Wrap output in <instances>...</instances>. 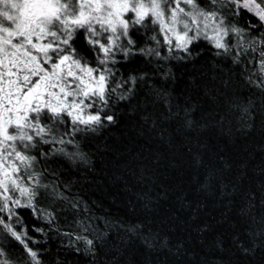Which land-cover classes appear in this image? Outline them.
<instances>
[{
  "label": "snow or ice",
  "instance_id": "obj_1",
  "mask_svg": "<svg viewBox=\"0 0 264 264\" xmlns=\"http://www.w3.org/2000/svg\"><path fill=\"white\" fill-rule=\"evenodd\" d=\"M0 4V234L11 237L20 253L16 256V249L0 244V264H42L41 253L30 246L37 241L19 210H31L49 226L57 213L41 208V200H48L49 206L59 202L78 215L80 202L45 182L47 162L59 156L83 159L67 146L78 149L77 136L115 123L112 108L130 101L148 83L147 71L125 76L118 65L140 56L163 69L167 81L174 79L170 62L194 60L200 55L194 46L205 42L215 57L240 67L245 82L259 93L241 107L243 126L251 128L249 121L256 115L264 120V0H0ZM244 13L255 22L241 24ZM228 83L220 81L221 87ZM151 95L172 111L167 90L155 89ZM185 122L192 126V121ZM194 163L201 162L194 158ZM217 183L216 171L210 170L204 185ZM227 188L224 184L221 190ZM260 203L264 206V201ZM241 214L252 221L253 246L256 238L264 243V214H257L253 199ZM77 226L90 231L83 220ZM143 227L130 225L126 231L139 236L150 251L168 246L166 239L144 234ZM32 231L43 233L44 228L33 226ZM63 235L72 243L83 242L86 254L97 255L94 239L73 232Z\"/></svg>",
  "mask_w": 264,
  "mask_h": 264
},
{
  "label": "rangeland",
  "instance_id": "obj_2",
  "mask_svg": "<svg viewBox=\"0 0 264 264\" xmlns=\"http://www.w3.org/2000/svg\"><path fill=\"white\" fill-rule=\"evenodd\" d=\"M240 23L245 24L243 14ZM80 46L84 48L82 40ZM194 51L200 55L192 61L170 62L174 79L167 81L162 78L163 69L157 70L140 56L118 65L125 76L147 71L149 77L148 83L138 88L130 101L112 108V113H118L119 117L121 111L129 113L123 125L116 116L112 125L116 138L111 150L115 151L116 158L104 159L102 150L108 145L96 141L101 131H107L102 139L108 137L112 127L105 123L94 133L77 136L78 149L67 146L68 151L81 153L83 159L59 156L47 162L49 174L45 182H53L60 191H66L64 194L71 200L70 195L75 193L76 198L83 195L94 198L95 194L107 198L110 186L102 177L108 170L112 176H118L120 201L96 208L103 206L96 205L98 199L83 198L80 211L74 216L64 206H58L59 202L49 206L48 200H41V208L58 210L51 226L29 209L27 218L21 214L29 235L37 241L30 246L41 253L42 264H66L62 256L66 251L81 254L92 264H264V243L256 238L257 246H253L249 236L252 221L241 214L249 199L255 201L257 214H264L260 203L264 201V120L256 115L254 121H249L252 127L247 128L240 119L241 107L250 96H259V93L245 82L240 67H233L230 60L215 57V50L207 43L200 42L194 46ZM221 80L229 82L226 88L219 85ZM155 89L167 90L172 100L171 112L162 103L155 102L151 95ZM186 120L192 121L191 127L202 139L203 144L198 149L182 136H187L191 128ZM142 142L148 146L143 148ZM208 151L221 164L216 165L220 186L216 184L209 191L204 185L205 178H201L205 171H210L204 155ZM194 158L205 163L209 170L201 167V163H194ZM192 164L198 171L196 176H193ZM98 177L101 181L95 185L94 179ZM224 181L228 185L226 192L221 190ZM106 210L110 215L112 210L121 213V218L117 215L112 218L116 220L119 236L113 232L110 237L112 233L102 229L107 226L102 216ZM80 220L90 231L83 232L77 226ZM138 224L144 226V234L166 239L168 246L150 251L139 236L126 231L128 226ZM33 226L44 228V232L32 231ZM64 232L83 234L99 242L97 255L86 254L83 242H70ZM4 236L6 234H0V244L9 250L16 249L14 255L18 256L19 245ZM245 248L250 251L245 252ZM114 252L119 254L116 261L112 260ZM161 255L165 257L158 261Z\"/></svg>",
  "mask_w": 264,
  "mask_h": 264
},
{
  "label": "trees",
  "instance_id": "obj_3",
  "mask_svg": "<svg viewBox=\"0 0 264 264\" xmlns=\"http://www.w3.org/2000/svg\"><path fill=\"white\" fill-rule=\"evenodd\" d=\"M243 16H244V22L246 23V21L247 20H252V22H255V19L253 18V17H251V16H249V15H247L246 13H244L243 14ZM221 61V60H220ZM222 62V61H221ZM220 63V62H219ZM198 69V68H197ZM173 70V69H172ZM218 81L220 80V76L218 75ZM203 81H204V79H203ZM210 81H211V79H210ZM204 83H207V81L205 80V82ZM213 85V84H212ZM219 85H221V84H219ZM209 85H207V87H208ZM224 88V87H223ZM226 88V87H225ZM220 97V96H219ZM219 109V108H218ZM122 112V115L119 117V114L117 113V115L115 114V116H116V119L119 121V122H121L122 124L121 125H123L124 124V122H125V119L127 118V115L129 114V113H127V112H125V111H121ZM121 112H120V114H121ZM132 114V113H131ZM222 123H224V121H221ZM109 125V124H108ZM113 124H111L109 127L111 128V130H110V132H108L107 133V138L105 137L104 139H102V137H104V134L107 132V131H101V134H100V136H98L97 138H96V141L99 143V144H101V143H105V145H108V148L107 149H104V147H103V150H102V154H103V158L105 159H108V161H110V160H112V158H116V153H115V151H113V149L111 150V148H113V147H115V142H114V138H116V137H114V131H113V126H112ZM119 133H122V131H119ZM182 133V132H181ZM86 136H89L88 134H86ZM178 136V135H177ZM183 136V138L185 139V140H187V142L189 141L192 145H194L193 147H195V145H197L196 146V148L198 149V148H200V145L201 144H203V142H202V139L201 138H199V136L197 135V133L195 132V129L194 128H190V129H188V134H187V136L185 135V134H183L182 135ZM88 137H86V139H87ZM184 139H182L181 138V141H183ZM87 140H89V139H87ZM95 141V142H96ZM92 142L94 143V145H95V142H94V138L92 139ZM138 142V141H137ZM184 142V141H183ZM185 143V142H184ZM111 144H113L112 146H111ZM186 144V143H185ZM104 145V146H105ZM136 145V144H135ZM142 145L143 146H145V147H143V148H146L147 146L146 145H144L143 144V142H142ZM187 145V144H186ZM111 146V147H110ZM115 149V148H114ZM189 150H190V152H191V154H194L193 153V150H192V148H190V146H189V148H188ZM85 150H87L86 149V145H85ZM188 150V151H189ZM88 151V150H87ZM188 151H186L187 152V154L188 155H190V153H188ZM204 155H205V159L206 160H208V165L210 166V170H215V171H219L218 170V168H217V166L216 165H218V166H220L221 164H220V162H218V160L217 159H215V157L213 158V154H211V153H209V151L208 152H204ZM190 156H192V155H190ZM214 159V160H213ZM92 161H96V159L95 158H92ZM217 161V162H216ZM171 162H173V160H171ZM202 164V166L201 167H206V169H208L209 170V167H207L206 165H205V163H201ZM204 164V165H203ZM95 165V164H94ZM193 166H192V168L194 169V171H193V176H196V174L198 173V171H197V169L195 168V166H194V164H192ZM103 166H104V164H103ZM213 167V168H212ZM95 168H96V165H95ZM202 173H204V169L202 168ZM95 172H96V169H95ZM206 173H208L207 171H205ZM179 173V172H178ZM206 173H204L205 175H206ZM201 174V173H200ZM192 176V177H193ZM191 177V178H192ZM193 178H195V177H193ZM197 178V177H196ZM201 178H205V176L204 177H201ZM200 178V179H201ZM102 179H104V181H106L109 185L108 186H110V189L108 190V194H107V198H103L102 199V197L100 196V195H98V194H95V197L93 198V197H91L90 195H83V196H81V198H76V196H77V194L75 193V195H70V197L72 198V201H76V202H81V201H83V198H86L87 199V201H89L90 199L92 200V199H98L99 201H98V203H96V205H103V206H95L96 208L97 207H103V208H105V206L106 205H114V203L117 201V202H119L120 201V197H119V186H118V176H112L109 172H108V170H106L105 171V173H104V177H102ZM95 180V185H97V181H99L100 179H99V177H98V179L97 178H95L94 179ZM101 181V180H100ZM109 181V182H108ZM203 181V180H202ZM201 181V182H202ZM116 182H117V184H116ZM225 182V181H224ZM75 183V182H74ZM225 184H226V182H225ZM107 185V184H106ZM218 186H220V184H217L216 185V187H218ZM201 187V186H200ZM206 190H210L211 188L210 187H207L206 186ZM103 190V189H102ZM107 191V189L105 190V192ZM61 192H63V193H65L66 191H64V190H61ZM105 195H106V193H105ZM105 195H104V197H105ZM184 197V196H183ZM113 202V203H112ZM112 203V204H111ZM102 208V209H103ZM119 208V207H118ZM101 209V210H102ZM114 209V208H113ZM20 211V214H22V216L24 217V218H27V216L30 214V211H28V209H21V210H19ZM121 211V210H120ZM108 212L109 211H107L106 210V213L104 214V215H102V211H101V215L106 219V224H107V226H104V228H102L104 231H106L107 233H112L111 235H110V237H112L113 235H114V233L113 232H115L116 233V236H119L120 235V233H118V230H117V224H115L116 223V220L114 221V219H112V218H114L115 217V215H117V216H119L120 218H121V213L120 214H117V210L116 211H114V210H112V213L113 214H111L110 215V213L108 214ZM56 213H58V210H57V212ZM105 215H107V216H105ZM103 221V220H102ZM120 225H121V222H120ZM101 227H103V226H101ZM115 228L114 229V231L112 230V229H110V228ZM120 230V232L122 231V233H123V229L121 228V229H119ZM118 245H120V242H116ZM96 244L98 245L99 244V242H96ZM115 253V252H114ZM63 255V260H64V262L66 263V264H92V263H90L88 260H87V258L86 257H84L83 255H81V254H78V253H74V252H63L62 253ZM115 255V256H114ZM118 253L116 252L115 254H112V256H114V257H112V260L113 261H116L117 260V258H118ZM190 255H192V254H190ZM61 256V257H62ZM163 257H165L164 255H161L159 258H158V261L159 260H162L163 259Z\"/></svg>",
  "mask_w": 264,
  "mask_h": 264
}]
</instances>
